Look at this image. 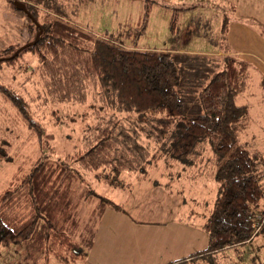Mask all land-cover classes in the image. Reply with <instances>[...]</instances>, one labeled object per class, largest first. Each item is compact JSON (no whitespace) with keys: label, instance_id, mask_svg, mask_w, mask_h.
<instances>
[{"label":"trees","instance_id":"trees-1","mask_svg":"<svg viewBox=\"0 0 264 264\" xmlns=\"http://www.w3.org/2000/svg\"><path fill=\"white\" fill-rule=\"evenodd\" d=\"M64 1L9 0L11 8L35 22V32L24 45L2 50L6 55H0V71L21 54H31L36 58V76L46 99L82 105L89 97L93 104L88 107L94 108L96 119L83 130L77 149L53 159L52 134L28 101L0 82V98L14 108L18 121L35 136L39 148L29 169L13 174L0 192V245L40 250L45 259L53 255L62 264L82 259L77 251L81 244L85 249L92 244L102 212L123 209L89 189L86 194H75L80 170L92 172L99 182L117 186L121 173H134L143 179L161 159L189 165L204 145L211 149L218 184L217 197L203 226L208 244L167 264H195L251 241L264 200V153L240 142L249 111L236 99L249 86L252 65L229 51V16L222 17L217 53L140 50L69 23ZM180 10L183 8L173 9L171 30ZM198 31L190 30L200 35ZM260 85L264 88V76ZM56 112L55 122L61 125V114L58 109ZM121 114L135 115V125L146 123L144 132L158 144L156 151L150 152L149 144L143 143ZM80 115L85 117V113ZM6 153L7 142L2 140L0 158L9 161ZM92 198L96 203L88 223L80 227L79 201ZM258 233L264 238V222Z\"/></svg>","mask_w":264,"mask_h":264},{"label":"rangeland","instance_id":"rangeland-1","mask_svg":"<svg viewBox=\"0 0 264 264\" xmlns=\"http://www.w3.org/2000/svg\"><path fill=\"white\" fill-rule=\"evenodd\" d=\"M63 7L69 23L93 34H107L133 49L217 53L216 41L224 14L229 16L230 24L244 29L251 41H264V0H185L179 5L160 0L153 3L149 0H65ZM176 7L183 10L175 16L174 30H171ZM40 12L38 22L42 19V9ZM194 28L200 35L190 32ZM34 32L35 22L11 8L9 0H0V55H6L2 50L7 47L29 42ZM236 43L243 42L240 39ZM236 43L231 47L237 57L252 65L249 86L236 99L237 104L247 106L249 111V122L240 132V142L264 153V88L260 85L264 60L250 43L241 49H237ZM36 65L35 56L21 54L0 71V82L29 102L37 119L52 134V158H62L79 147L83 130L96 119L94 108L88 107L93 103L89 97L82 105L50 102L36 76ZM57 109L61 125L55 122ZM80 113H85V117L81 118ZM121 117L134 126L144 144H149L150 152L157 150L158 144L144 132L145 122L135 125V115L121 114ZM2 140L7 142L9 161L0 158V192L13 174L27 171L39 155L35 136L20 124L14 108L0 98V143ZM203 147L197 160L189 165L161 159L149 168L143 179L134 173H121L117 186L99 182L92 172L80 170L75 194L92 190L119 204L123 212L105 209L93 247L89 250L81 244L77 253L82 254L83 260L77 258L66 263L166 264L206 248L208 239L203 226L217 197L218 184L213 176L216 165L211 149L208 145ZM79 203L77 217L81 227L88 221L96 202L92 198L80 199ZM43 255L40 250L30 251L24 246L0 245V264H62L53 255L46 259ZM195 264H264V238L258 233L237 249L226 248L211 259L198 260Z\"/></svg>","mask_w":264,"mask_h":264},{"label":"crops","instance_id":"crops-1","mask_svg":"<svg viewBox=\"0 0 264 264\" xmlns=\"http://www.w3.org/2000/svg\"><path fill=\"white\" fill-rule=\"evenodd\" d=\"M160 1H163V2H173V4L175 5H179L180 3H184L185 0H160ZM150 3V2H149ZM188 7V6H187ZM241 39V41L243 42L242 44H237L236 42H238L239 40ZM121 41V40H120ZM227 42H228V45L230 46V50H231V53L235 54L237 52H235L233 50V48L231 47L234 43H236L237 45V49H241V48H245V47H249V44L250 43L252 46H253V49L254 51H256V53L263 58L264 60V41L262 40H259V41H251L248 37H247V34L245 32L244 29H241L239 26H234L232 24H230L229 22V25H228V32H227ZM232 43V44H231ZM186 52H191V53H200V52H195V51H186ZM237 56V55H236ZM105 213V210L102 212V215L101 217L99 218V221L98 223L96 224V227H95V233H94V238H93V241H92V244L90 245V247L88 248L89 250L93 247V243H94V240L97 238V230L99 228V224L101 223V220L103 218V215ZM188 256V255H187ZM185 257V256H184ZM174 261V260H172ZM171 262V261H169ZM168 263V262H167ZM166 263V264H167Z\"/></svg>","mask_w":264,"mask_h":264},{"label":"built area","instance_id":"built-area-1","mask_svg":"<svg viewBox=\"0 0 264 264\" xmlns=\"http://www.w3.org/2000/svg\"><path fill=\"white\" fill-rule=\"evenodd\" d=\"M262 176L264 177V171L262 172ZM264 222V200L261 206L260 212L256 214V221L254 223V235H256L262 226V223Z\"/></svg>","mask_w":264,"mask_h":264}]
</instances>
